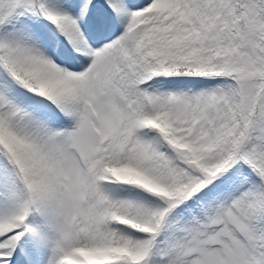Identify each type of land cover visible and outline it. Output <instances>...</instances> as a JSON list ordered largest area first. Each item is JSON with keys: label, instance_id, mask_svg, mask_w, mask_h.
<instances>
[{"label": "snow or ice", "instance_id": "snow-or-ice-1", "mask_svg": "<svg viewBox=\"0 0 264 264\" xmlns=\"http://www.w3.org/2000/svg\"><path fill=\"white\" fill-rule=\"evenodd\" d=\"M0 264H264V0H0Z\"/></svg>", "mask_w": 264, "mask_h": 264}]
</instances>
